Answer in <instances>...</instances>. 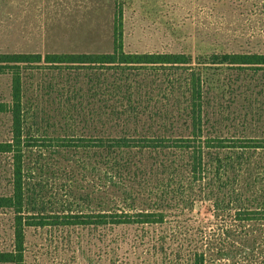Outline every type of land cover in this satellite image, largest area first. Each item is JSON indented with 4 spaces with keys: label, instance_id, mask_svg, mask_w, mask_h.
Returning <instances> with one entry per match:
<instances>
[{
    "label": "rangeland",
    "instance_id": "rangeland-1",
    "mask_svg": "<svg viewBox=\"0 0 264 264\" xmlns=\"http://www.w3.org/2000/svg\"><path fill=\"white\" fill-rule=\"evenodd\" d=\"M117 11L125 52L181 53L202 71L205 137H264V68L211 63L225 55L264 54V0H0V52L42 56L110 52ZM7 71L20 72L23 136L38 137L37 146L24 150L25 214L95 213L142 205L132 198L140 195L144 184L136 187L132 179L102 174L105 154L94 146L99 145L96 139L164 131L188 135L184 102L188 93L181 81L186 72L138 65L58 64L45 57ZM8 72L0 73L3 103L11 102ZM135 115L145 123L139 127L129 123L126 132L112 122L102 124ZM11 124L10 114L0 112V142L10 139ZM77 136L90 138L82 143L92 146H60L67 143L62 138ZM142 152L127 150L123 157L133 154L160 161L164 156ZM168 156L186 159L178 152ZM220 157L228 162L234 156L226 150ZM10 161L8 154L0 153V194L11 191ZM243 161L264 163V150L246 153ZM161 179L164 191L192 187L185 192L193 201L191 215L198 221H215L218 199L224 198V205L243 202L249 188L244 179H233L229 186H224V178L212 176L201 182ZM249 196L264 207V171H259ZM13 217L12 211L0 208V250L13 249ZM133 234L130 227L94 224L28 227L24 264H161L140 248L119 243Z\"/></svg>",
    "mask_w": 264,
    "mask_h": 264
},
{
    "label": "trees",
    "instance_id": "trees-1",
    "mask_svg": "<svg viewBox=\"0 0 264 264\" xmlns=\"http://www.w3.org/2000/svg\"><path fill=\"white\" fill-rule=\"evenodd\" d=\"M121 13L117 11L113 23V48L106 53H0V73L20 63L46 62L58 64H93L117 67L138 65L159 69H176L186 72L181 79L188 97L185 99V111L188 121V135H174L168 131L149 133L133 137L127 133L100 136L99 148L105 158H101L102 174L112 178L111 173L121 180L132 179L136 187L145 186L140 195L142 205H132L130 209L110 211L67 212L61 214H41L24 212L25 192L23 188L24 150L37 146L38 137L23 136V115L20 72L12 74L11 102H0V112L11 116V137L0 142V153L10 157L11 191L0 194V208L9 209L14 214L12 250H0V264H24V239L28 227L47 225H90L101 227H130L134 229L133 238L123 237L121 244L140 248L145 255L155 258L161 264H264V207L251 202L249 193L258 182L259 171H264V163L256 164L243 161L250 151L264 150V137L226 138L204 136V80L199 68L191 66V58L185 54L173 53H129L123 49ZM212 64H232L264 68V54L225 55ZM17 64V65H13ZM131 88V84L127 85ZM170 85V89H172ZM152 119V118H151ZM150 119V120H151ZM145 119L138 115L103 121V125L113 123L126 132L125 127L133 123L142 126ZM153 126V125H150ZM65 147H90V138L84 136L62 138ZM146 151L150 156H162L156 161L141 159L124 151ZM230 151L234 157L228 162L220 157L224 151ZM183 154L185 160L170 158L168 153ZM137 158V159H135ZM242 163H245L242 165ZM255 174V175H254ZM254 175V176H253ZM169 177V183L187 179L189 182H201L209 176L224 178V186L232 180L241 179L249 183L245 200H237L224 205V198L216 201L215 221H198L191 215L193 201L185 191L192 187L180 185L177 192L170 187L161 189V181ZM223 186V187H224ZM213 191L215 183L209 188ZM198 219V220H197Z\"/></svg>",
    "mask_w": 264,
    "mask_h": 264
},
{
    "label": "crops",
    "instance_id": "crops-1",
    "mask_svg": "<svg viewBox=\"0 0 264 264\" xmlns=\"http://www.w3.org/2000/svg\"><path fill=\"white\" fill-rule=\"evenodd\" d=\"M112 48H113V46H112ZM123 49H124V47H123ZM112 51V50H111ZM110 51V52H111ZM125 51V50H124ZM127 52V51H126ZM0 53H6V52H0ZM8 53V52H7ZM17 53V52H16ZM22 53H24V52H22ZM30 53H33V52H30ZM106 53V52H105ZM130 53H132V52H130ZM134 53H137V52H134Z\"/></svg>",
    "mask_w": 264,
    "mask_h": 264
}]
</instances>
